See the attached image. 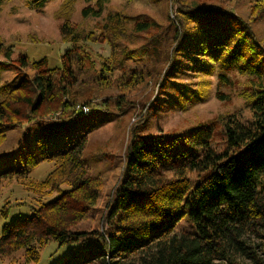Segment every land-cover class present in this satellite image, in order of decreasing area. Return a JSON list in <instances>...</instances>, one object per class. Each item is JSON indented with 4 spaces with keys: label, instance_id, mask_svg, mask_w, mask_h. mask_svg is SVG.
I'll return each mask as SVG.
<instances>
[{
    "label": "trees",
    "instance_id": "trees-1",
    "mask_svg": "<svg viewBox=\"0 0 264 264\" xmlns=\"http://www.w3.org/2000/svg\"><path fill=\"white\" fill-rule=\"evenodd\" d=\"M10 1L0 0V7ZM23 1L40 12L50 0ZM110 1L90 0L95 5L82 16L101 17ZM256 1L263 17L264 0ZM195 2L174 0L165 25L110 12L99 33H85L70 22L76 0H66L58 17L65 21L60 35L67 50L59 63L24 53L12 60L13 48H2L19 81L0 86V127L6 129L0 144L8 129L21 132L15 149L0 151L7 165L0 182H17L37 202L30 215L2 228L1 256L23 251L38 262L54 241L79 243L58 264H264V43L233 8ZM143 33L151 37L140 47L120 44ZM92 43H107L109 58L96 60ZM86 79L152 90L146 104L125 93L100 100L85 96ZM233 91L249 119L234 110L188 129H152L167 112H189L212 98L231 102ZM133 112L142 119L136 116L120 183L106 204V228L78 229L102 196L84 156L89 129L114 119L121 131ZM44 163L51 170L38 178ZM193 173L198 176L189 177ZM26 205L4 202L0 218Z\"/></svg>",
    "mask_w": 264,
    "mask_h": 264
},
{
    "label": "rangeland",
    "instance_id": "rangeland-1",
    "mask_svg": "<svg viewBox=\"0 0 264 264\" xmlns=\"http://www.w3.org/2000/svg\"><path fill=\"white\" fill-rule=\"evenodd\" d=\"M66 0H50L46 7L40 12L31 10L23 0H12L4 3L0 7V86L17 83L19 81L15 74V69L6 64L9 59L4 56V50L7 47H12L14 52L12 60H16L20 53L27 54L33 60H38L43 57H49L52 60V65L59 63L57 58L59 54H63L67 50V45L60 35V26L65 21L58 17V13L64 7ZM186 4L194 3V5L202 4H221L225 7L233 8L238 15L247 20L252 21L253 28L256 33V39L259 44L264 43V16L260 17L261 11L257 8L261 3L255 0H183ZM96 2V0H95ZM95 2L90 0H76V9L70 19L72 25L78 27L83 32L89 31L100 32L98 29L104 26L105 18L110 12H121L131 16H147L159 23L165 25L170 14L176 10L174 0H111L104 8L101 17H83L82 12L89 5L94 6ZM203 2V3H202ZM260 17V18H259ZM150 33H143L138 39H134L131 43L120 40L121 45L129 48H136L142 46L150 39ZM118 40V41H119ZM94 58L103 61L110 56V46L106 44H90ZM123 48V47H122ZM131 65V64H130ZM136 67V64H132ZM124 71V70H123ZM122 74V72H118ZM241 83L244 78H240ZM85 91V96L92 98H99L114 96L118 93H125L128 100L133 103L143 102L146 104L148 93L151 92V87L147 84H141L135 88H121L120 85L103 84L98 86L95 83L85 80L81 87ZM230 93V91H228ZM231 102L220 103L215 98L209 99L203 105L192 108L189 112H167L160 118L158 128L152 129L157 131L171 132L188 129L196 124L203 122H213L222 118L224 115L220 114L225 111L233 113L234 110L241 112L245 119H249V111L246 110L240 102L237 92H231ZM238 96V97H237ZM132 103V104H133ZM245 109V110H244ZM146 114V110L143 115ZM227 114V113H226ZM139 112H133L123 123L122 130L118 122L112 119L110 122L103 123L100 127L92 126L89 129V141L84 156L91 161L94 168L91 167V174L99 178L100 186L102 187V196L99 202L89 212V214L77 224L78 229L86 231H102L106 227L103 226L104 215L106 214V204L110 200L115 188L121 180L123 165L125 160V153L129 146L130 133L134 126L137 128ZM144 117V116H143ZM153 126L155 120L150 122ZM207 123V122H206ZM150 125V124H149ZM151 126V127H152ZM220 126L217 127V129ZM0 130H6L4 126ZM21 128L8 129L5 131V138L0 144V151H7L15 149ZM221 130L218 133L221 136ZM223 134V133H222ZM221 140L218 141V143ZM6 164L0 162V170L6 168ZM52 165L44 163L34 174L38 178H45L51 170ZM196 173L190 174L189 177L195 178ZM42 178V179H43ZM0 206L6 201L21 200L27 203L26 206L13 209L8 220L0 218V233L2 228L13 222L18 218H24L30 215L31 207L36 201L33 195L25 192L15 181L0 182ZM50 199L44 200L47 202ZM79 246L78 242L67 243L60 246L57 242H50L42 251L40 260L38 262H30L27 260L23 251L15 252L11 256H1L0 264H58L68 257L74 248Z\"/></svg>",
    "mask_w": 264,
    "mask_h": 264
}]
</instances>
